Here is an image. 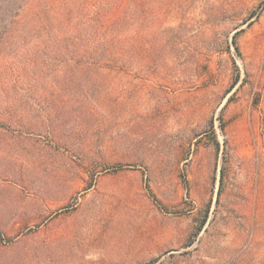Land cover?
Wrapping results in <instances>:
<instances>
[{"label": "rangeland", "instance_id": "374dc122", "mask_svg": "<svg viewBox=\"0 0 264 264\" xmlns=\"http://www.w3.org/2000/svg\"><path fill=\"white\" fill-rule=\"evenodd\" d=\"M26 1L126 36L48 69L0 20V264H264V0Z\"/></svg>", "mask_w": 264, "mask_h": 264}, {"label": "trees", "instance_id": "16d2710c", "mask_svg": "<svg viewBox=\"0 0 264 264\" xmlns=\"http://www.w3.org/2000/svg\"><path fill=\"white\" fill-rule=\"evenodd\" d=\"M26 4H28V0ZM46 8V6L33 8L30 12L25 9V6L14 10L7 9L0 12V20H6L8 14L10 16L8 27H10L11 36L15 40H22L24 43L32 42L37 49L53 54V57L50 58L51 62L45 63V67L48 69L53 68L54 63H60L61 58L66 61L61 63L67 64L68 62V67L72 64L77 68L83 66L87 68L119 66L117 64L120 60V53L117 47L119 41L126 36V31L114 7L110 6L103 9L104 18H107V22L104 27L100 25L97 32L99 34L106 32L105 35L96 41L92 40L87 45L84 44L82 34L78 33L77 28L72 29L73 26L67 22L65 17L60 19L55 11L48 12ZM66 51L76 54L68 55ZM78 51L79 53H77ZM25 53L31 56L29 51ZM60 56L62 57L59 58Z\"/></svg>", "mask_w": 264, "mask_h": 264}]
</instances>
